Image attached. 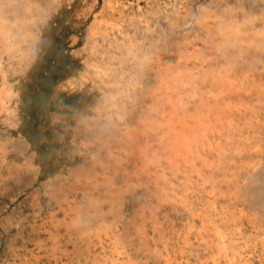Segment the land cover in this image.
Segmentation results:
<instances>
[{"label": "rangeland", "instance_id": "374dc122", "mask_svg": "<svg viewBox=\"0 0 264 264\" xmlns=\"http://www.w3.org/2000/svg\"><path fill=\"white\" fill-rule=\"evenodd\" d=\"M29 3L34 63L0 44V264H264V0Z\"/></svg>", "mask_w": 264, "mask_h": 264}, {"label": "clouds", "instance_id": "9594fccd", "mask_svg": "<svg viewBox=\"0 0 264 264\" xmlns=\"http://www.w3.org/2000/svg\"><path fill=\"white\" fill-rule=\"evenodd\" d=\"M34 7L37 6L29 3V0H0V44L11 59L20 61L21 72L26 71L36 58V36L30 31L35 27L36 19L27 18ZM37 10L43 11L38 8ZM47 18L45 14L40 22L43 23ZM205 19L196 16L195 19L189 20L188 26L200 24ZM147 59L148 57H145V60ZM41 179L45 180L47 176L43 175Z\"/></svg>", "mask_w": 264, "mask_h": 264}, {"label": "bare ground", "instance_id": "6f19581e", "mask_svg": "<svg viewBox=\"0 0 264 264\" xmlns=\"http://www.w3.org/2000/svg\"><path fill=\"white\" fill-rule=\"evenodd\" d=\"M226 9V8H225ZM228 11V10H227ZM214 12V11H213ZM211 13V12H210ZM209 14V13H208ZM213 14V13H212ZM217 14V13H216ZM220 17V16H219ZM204 18H206L205 19V21H204V23H202V28L204 29L203 31H205V32H208V33H210L212 30L213 31H215L216 32V30L218 29L217 27H212L211 25H210V22H209V20L207 19V15H206V17H204ZM221 23V22H220ZM220 31V30H219ZM218 30H217V32H218V34L220 33ZM212 39V38H211ZM217 42V41H216ZM190 50V49H189ZM185 51H186V49H185ZM264 67V66H263ZM217 72H218V70H217ZM246 72V71H245ZM245 72H243L242 73V76L246 79V80H249V74H246ZM263 72V71H262ZM264 73V72H263ZM218 74L220 75V73L218 72ZM217 74V75H218ZM225 76V75H224ZM218 77H220V76H218ZM215 79V78H214ZM216 80V79H215ZM218 80V79H217ZM216 80V81H217ZM251 80V79H250ZM253 81H254V79H252ZM220 81V80H219ZM221 83H223L222 81H221ZM220 83V84H221ZM209 85V84H208ZM210 86H212V85H210ZM224 86V85H223ZM222 87V86H221ZM209 88V87H208ZM223 89V88H222ZM180 90V89H179ZM205 90V89H204ZM224 90V92L225 91H227V93L229 94L230 93V90H225V89H223ZM222 90V91H223ZM200 91V90H199ZM211 91V90H210ZM209 92V91H208ZM239 94V93H238ZM166 98V97H165ZM167 98H168V96H167ZM200 98H201V96H200ZM167 100V99H166ZM165 100V101H166ZM198 101H199V99H198ZM173 102V101H172ZM201 103H204V101H203V99L201 98ZM175 104V103H174ZM205 106V105H204ZM173 107V109L172 110H177V108L175 107V106H173V105H171V108ZM185 107V106H184ZM183 107V108H184ZM197 109V108H196ZM199 109V108H198ZM210 109V108H209ZM208 110V109H207ZM212 112V111H211ZM215 113V112H214ZM217 114V113H216ZM202 115V114H201ZM195 142H197V141H195ZM192 155V154H191ZM194 157V156H193ZM192 157V158H193ZM189 158H191L190 156H189ZM175 161V160H174ZM191 161V160H190ZM193 161V160H192ZM177 162V161H176ZM187 162V161H186ZM188 162H189V160H188ZM175 170H176V168H175Z\"/></svg>", "mask_w": 264, "mask_h": 264}]
</instances>
